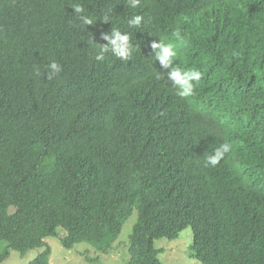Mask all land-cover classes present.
I'll list each match as a JSON object with an SVG mask.
<instances>
[{"label": "trees", "instance_id": "16d2710c", "mask_svg": "<svg viewBox=\"0 0 264 264\" xmlns=\"http://www.w3.org/2000/svg\"><path fill=\"white\" fill-rule=\"evenodd\" d=\"M77 3L111 21L81 29ZM114 27L140 49L98 62L85 37ZM161 36L203 73L188 99L156 79ZM53 59L58 77L33 76ZM135 211L130 264H163L155 242L188 227L202 264H264V0H0V264H50L48 238L107 254Z\"/></svg>", "mask_w": 264, "mask_h": 264}, {"label": "clouds", "instance_id": "9594fccd", "mask_svg": "<svg viewBox=\"0 0 264 264\" xmlns=\"http://www.w3.org/2000/svg\"><path fill=\"white\" fill-rule=\"evenodd\" d=\"M141 3L142 0H125L127 8L133 10L140 8ZM72 8L75 10L74 16L78 17V26L81 29H87V26L94 25L98 20H103L105 23L111 21V8L105 11L99 19L86 14L83 6L78 3L74 4ZM144 23V15L133 12L127 20V27L128 29H140ZM172 36L177 41L183 40L179 30H175ZM158 38V40H153L150 45L153 53L152 59L158 61L160 67L164 70L163 72L157 71L156 79L165 80L181 99L192 97L203 78V73L196 67H182L176 44L166 37L161 36ZM100 39L107 43L104 45L98 44L95 35L92 33H88L87 38L85 37L87 47L95 52V60L98 62L104 61L106 55L109 54L120 61L126 62L140 49L138 45H134L130 31L122 30L118 27L112 28L110 33L102 32ZM176 61L180 63L177 64ZM32 71L34 77L46 76L47 80L52 81L61 74L63 66L53 59L45 66L43 72L39 65H33ZM232 150V144L225 140L212 148L211 151L205 152L203 155V167H217Z\"/></svg>", "mask_w": 264, "mask_h": 264}, {"label": "rangeland", "instance_id": "374dc122", "mask_svg": "<svg viewBox=\"0 0 264 264\" xmlns=\"http://www.w3.org/2000/svg\"><path fill=\"white\" fill-rule=\"evenodd\" d=\"M137 221L138 213L135 211L124 225L114 249L107 254L99 252L91 244L84 243L69 250L58 238H48L46 242L51 248L50 264H130V236ZM194 244L195 234L190 227L186 228L177 240L161 239L155 242L156 248L161 251L159 258L163 264H202L196 257ZM40 253L39 249L29 251L26 255L11 252L10 257L2 264H29Z\"/></svg>", "mask_w": 264, "mask_h": 264}]
</instances>
